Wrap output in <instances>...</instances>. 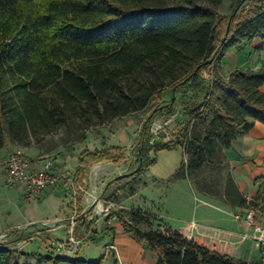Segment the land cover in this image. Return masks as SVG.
<instances>
[{
    "label": "trees",
    "instance_id": "obj_1",
    "mask_svg": "<svg viewBox=\"0 0 264 264\" xmlns=\"http://www.w3.org/2000/svg\"><path fill=\"white\" fill-rule=\"evenodd\" d=\"M222 3L0 0V151L7 142L28 147L62 129L82 131L76 138L81 143L86 130L151 108L131 150L134 167L142 164L138 176L157 163L158 152L182 147L185 160L173 179L188 178L202 195L233 208L264 212V176L255 180L257 195L250 200L231 174L222 188L205 177L208 169H219L224 152L241 136L264 125V66L222 75L232 49L259 41L256 49L264 50V0H235L227 17L217 12ZM173 89L176 99L168 107ZM176 105L187 121L165 142L152 134V126L174 117ZM123 159L117 147L86 151L80 161ZM137 191L131 188L128 197ZM111 197L118 202V193ZM88 213L91 217L93 210ZM115 215L125 232L147 244L156 264H262L212 251L141 208ZM83 222L80 218L79 228ZM14 243H0V264H21ZM39 259V264H94L53 254Z\"/></svg>",
    "mask_w": 264,
    "mask_h": 264
},
{
    "label": "crops",
    "instance_id": "obj_2",
    "mask_svg": "<svg viewBox=\"0 0 264 264\" xmlns=\"http://www.w3.org/2000/svg\"><path fill=\"white\" fill-rule=\"evenodd\" d=\"M259 52L261 55L264 50ZM255 66L249 65L243 69L258 70L264 65L255 64ZM228 76L225 75L224 77L228 78ZM262 91L264 92V86ZM131 124L130 121H123L119 124L117 127L119 132L114 137L106 135L104 130L97 131L95 136L91 138L92 144L86 140L74 146L73 150L67 152L63 157H55L57 159V174L67 176L69 182L63 183L62 181L58 186L46 189L38 200H29L24 196L21 189L12 188L17 191L15 192L17 193L15 196L16 218L12 220L11 216H8L3 221L4 223L0 221V237L9 234L11 242H15L11 248L21 254L40 256L42 252L47 251L50 254L58 255L51 241L67 235L66 222L70 218L78 215L84 220L83 215L87 213V217H89L85 219L86 223L83 222L80 227V232L84 235L81 243L106 244L103 247V257L108 254L113 255L116 264H156V255L149 250L147 244L135 241L131 234L123 230L119 221L108 219L107 216L93 211L91 217L95 222L90 224L93 219H90L91 217L88 215L91 210L88 192L95 190L103 203V197L108 198L124 187L125 184L118 182L119 178L135 169L131 150L133 145L135 147L137 143L139 128L133 132L129 129ZM117 147L121 150L127 148L129 157H126L122 151L124 159L119 163L112 161L92 163L87 161V163L81 164L80 160L86 151L95 152ZM178 149H181L180 156L175 154ZM235 150H238L240 155H236ZM225 152L232 160L230 174L240 191L244 196L245 193L256 196L255 180L264 176V125L257 123L253 129L241 136L229 151ZM131 159L133 160L131 161ZM184 160L182 147L158 152L157 163L140 174V177H143L147 183L145 187L158 188L161 193L155 198L144 196L145 204L143 205L134 203L141 194L140 190L133 196L123 198L122 203L114 201L111 204L121 206L126 210L141 208L148 211L173 230L179 231L187 239L194 240L212 251L227 254L243 261L249 257L256 259L255 262L261 261L260 248L254 240L247 237L248 234H251V229L245 221L235 219V214H244L247 209L233 208L197 193L188 179H173ZM122 163L128 164L125 174L109 178L101 190L97 186H92L91 190L85 189L84 186L88 183L86 170L90 165L101 164L112 169ZM2 171L4 170L2 169ZM3 176L6 179L5 172ZM130 177H134V175ZM112 180L118 181L107 187ZM174 191L177 192L176 196ZM79 192L83 193V197L78 200ZM10 221L12 223L9 225ZM42 224H47V227H40ZM18 227L23 228V231L17 232L16 228ZM66 228L67 231H65ZM30 237H34L32 249L28 248L30 246L28 244L21 252L20 244ZM19 238L22 241L17 242ZM68 247L69 250L72 245L69 244ZM21 254L17 256V260L21 264H27L25 261L28 258ZM77 258L83 259L79 255Z\"/></svg>",
    "mask_w": 264,
    "mask_h": 264
},
{
    "label": "rangeland",
    "instance_id": "obj_3",
    "mask_svg": "<svg viewBox=\"0 0 264 264\" xmlns=\"http://www.w3.org/2000/svg\"><path fill=\"white\" fill-rule=\"evenodd\" d=\"M235 8V0H223V3L217 7V12L223 16L227 17L230 16ZM259 44V41L255 42H245L242 46L232 49L229 51L225 58V63L223 64L222 74L229 75L231 71L238 69V68H246L247 66H253L256 67L255 64H263L264 65V53L261 55L260 52L256 49ZM255 70V69H254ZM169 99V96L166 97V100ZM157 102H155L156 104ZM151 108H149L147 111L131 116L128 118H124L122 120L116 121L112 124H109L105 127H100L97 129H89L86 130L85 137L86 140L90 141V144H92L91 138L95 136L97 131H103L106 135L110 137L117 136L118 130L117 127L119 124H121L123 121H130L132 124L129 126V129L131 131H136L138 128L139 133L142 131L144 122L147 120V118L151 115ZM187 117H185L182 113V110L179 105H176V115L168 120H165L163 118L157 119L152 127L153 132H157L158 136H160L165 142H169L170 140L175 139L182 126L186 123ZM167 124V125H166ZM159 126H163L164 128L159 130ZM82 134V131H74L67 132L66 130H59L58 132L47 134L45 136H41L38 139H34L32 143L28 147H22L18 148L15 145L7 142L5 147L0 151V221L4 223L3 221L8 217L11 216V219L14 220L16 218V212L17 207L15 204V196L17 193L16 190L12 189L6 182V179L3 176L4 171L3 165L7 159V156L9 153L12 152H22L29 158H55L57 156L63 157L67 152H71L73 150V147L76 145H79L81 143L76 142V138ZM139 135V134H138ZM241 138V137H240ZM85 140V141H86ZM134 147V145H133ZM122 151L126 157H129L128 153L129 150L127 148H122ZM238 151V150H237ZM236 150L234 153L236 155H240ZM113 155H116V152L112 151ZM177 156L181 154V149H178L176 151ZM154 153H152V158L154 157ZM130 160V158H129ZM133 159H131L132 161ZM127 163V162H126ZM126 163H122L121 165L117 167H113L110 169V167L106 165L97 164L95 166H91L87 168L86 174H87V180L88 183L84 186L85 189L91 190V187L97 186L98 188L103 189L105 187V184H107L108 179L112 178L114 176L123 175L127 171V165ZM232 166V160L227 156L226 152H224V157L222 158V165L219 167L218 170L211 171V169H208L205 173V177L209 182L214 181L215 184L219 186V188H222L225 183V178L228 174H230ZM4 170V169H3ZM188 179V178H184ZM193 187L195 188L196 192L201 194L200 191L197 189V187L194 185L193 181L188 179ZM118 180H112L108 183V186H111ZM120 184H125L122 189L117 191L118 197L116 200H118V203H122L123 198H127L128 194L130 192L131 188H134L136 190H140V195L136 199L134 203H140V205L145 204L143 201V197L148 198H155L156 195H159L161 193V190L154 187H145L147 183L143 180V177L138 176L137 174L134 175V177H128L119 179L118 181ZM128 182V183H126ZM93 189V188H92ZM165 190V189H164ZM100 192V191H98ZM175 196L177 195V192L174 191ZM173 194V195H174ZM202 195V194H201ZM245 196L249 199L255 198L254 195L245 193ZM83 197V193H78V200ZM114 203V200L111 196L108 198L103 197V206L107 207L111 203ZM131 204V203H130ZM133 204V203H132ZM137 205V204H136ZM147 209V208H145ZM114 213L116 211H113ZM76 218H79L78 215ZM110 219V216L107 217ZM78 225L76 226V235L77 237L82 239L84 238V235L82 232H80L79 228V221ZM118 221V220H117ZM12 222L10 221L8 224L10 225ZM155 224V223H154ZM104 225V224H103ZM68 228V227H67ZM67 228L65 231H67ZM144 230L146 228L142 227ZM89 239V238H88ZM11 240L8 242L10 243ZM34 242L29 243V249L31 250L33 247ZM106 244L102 243L100 245H97L94 242H83L80 243L77 254L83 258V260L88 262H93L94 264L100 262L99 264H116V260L113 255L108 254L106 257H103V247ZM69 248V247H67ZM24 249L21 250L23 252ZM21 254L20 252L18 255ZM17 255V256H18ZM50 254L47 251L42 252L40 257H31L28 258L25 263L27 264H39L41 257L50 256ZM256 259H253L252 257H249L245 259L246 262H255ZM24 262V261H23ZM43 264H47L46 262H43Z\"/></svg>",
    "mask_w": 264,
    "mask_h": 264
},
{
    "label": "built area",
    "instance_id": "obj_4",
    "mask_svg": "<svg viewBox=\"0 0 264 264\" xmlns=\"http://www.w3.org/2000/svg\"><path fill=\"white\" fill-rule=\"evenodd\" d=\"M163 128V126H159L158 129L161 130ZM152 134L158 135L153 130ZM56 163V158L31 159L22 152L9 153L3 165L6 182L11 188L21 189L27 199L32 201L38 200L46 189L58 186L62 181L63 183L69 182L67 176L57 174ZM88 197L91 210L107 217L110 216L111 219L118 220L115 213L118 210L124 209L121 206L112 204L104 207L95 190L88 192ZM113 211L116 212L114 213ZM235 219L245 221L251 229V234H248L247 237L257 243L261 251V262L264 264V213L254 209H247L244 214H235ZM77 225L78 220L76 216H73L66 222V226L68 227L67 235L51 241L59 256L69 259L77 258V250L81 243V238L76 235ZM40 227H47V224H42ZM16 230L17 232H21L23 228L18 227ZM9 241V234L0 237V243L2 244H7ZM33 241L34 237L23 240L20 244V249H23ZM69 244L72 247L68 250Z\"/></svg>",
    "mask_w": 264,
    "mask_h": 264
},
{
    "label": "water",
    "instance_id": "obj_5",
    "mask_svg": "<svg viewBox=\"0 0 264 264\" xmlns=\"http://www.w3.org/2000/svg\"><path fill=\"white\" fill-rule=\"evenodd\" d=\"M176 99V89H173V92H172V97H171V102L170 104L168 105V107H171L172 106V103L175 101ZM142 167V164H140L139 167L135 168L132 172H130L129 174H126V175H123L121 176L119 179H123V178H126V177H130V176H133L135 175ZM83 218L84 220L87 218V213H85L83 215ZM90 219H93V217H91Z\"/></svg>",
    "mask_w": 264,
    "mask_h": 264
}]
</instances>
